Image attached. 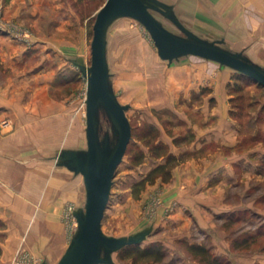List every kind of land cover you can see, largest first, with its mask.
Instances as JSON below:
<instances>
[{"label":"rangeland","instance_id":"obj_1","mask_svg":"<svg viewBox=\"0 0 264 264\" xmlns=\"http://www.w3.org/2000/svg\"><path fill=\"white\" fill-rule=\"evenodd\" d=\"M7 1L10 0H3V3ZM104 1L86 0L80 3V0H23L20 18L24 22L21 19L20 22L3 20L0 12V29L16 34L20 46L25 49L17 63L19 67H25L24 75L27 77L32 72H39L43 76L48 75L49 70H56V78L52 83L56 86L58 100L62 102L58 105L57 119L46 121L47 117L42 111L43 104L40 112H36V108L34 110V117H37L39 124L36 127L40 132L34 136V142L40 145L38 155L41 159L63 147H86L83 128L86 125V81L77 65L71 63L67 56L82 51L86 63L90 64L93 23L96 12ZM77 4L83 5V15L88 14L85 23H75L74 16L69 15L73 14L69 5H75L74 10L77 12L80 10ZM63 5L69 9L60 8ZM53 6L58 8L55 9L57 18L65 16V22L39 25L28 23L27 19L33 16L34 11H42L45 13L42 15H48L54 11L51 8ZM155 14L166 27L181 32L171 20L160 13ZM251 27L253 24L244 25L242 31L222 29L199 33L210 38L224 36L228 46L243 49L251 58L264 64V30L256 33L248 30ZM36 29H39L43 38L39 45L41 49H37L38 40L33 35L36 36ZM107 39L114 90L122 103L130 105L126 113L131 124V138L116 168L111 195L102 219L103 230L108 234L122 235L153 222L155 230L141 243L142 246L151 243L159 235L166 241H170L172 236L180 239L172 242L173 245H179L176 247L178 253L167 250L168 255L164 261L151 264H206L198 260V255L190 252L189 244L209 247L211 256L216 255L222 259L223 264H264V206L247 208L232 216L221 213L222 216L216 215L211 218L207 227H203L191 214L192 209L196 208L192 201L193 205H185L182 212L190 220L188 224H184L168 218L176 210V201L168 203L169 200L162 195L168 178L164 180L159 176L153 183L146 182L143 187L135 185L158 163L167 161L168 151L175 156L168 164L173 166L171 175L174 167L190 156L192 151L174 153L171 147L180 145L184 140H192L195 127L204 126L206 121L194 108L202 104V94L210 89L208 82L218 79L214 74L219 64L196 55L183 56L172 62L161 59L150 33L138 20L131 17L116 19L109 28ZM30 64H33V71L29 72ZM224 70L227 75L226 88L230 94V110L238 117L240 125L238 133L251 135L257 125L261 129L264 127V87L228 66ZM209 74L212 78H209ZM5 119L9 123V119ZM53 126L55 134H48V131H53ZM10 128L11 126L8 129ZM260 137L264 138V133ZM159 143L166 144L167 149L166 152L159 151L160 155L157 156L152 147ZM261 171H264V164ZM72 178L79 180L84 192L82 175L77 174ZM84 200L85 197L82 205ZM78 204L75 199H70L62 207L61 220L67 230V244L76 226L71 209ZM5 227L6 224L0 219V229ZM6 236L0 230V256L7 251L3 246ZM237 238L242 239V243L233 244V240ZM8 254L4 264H38L45 258L41 252L36 253L23 245L8 249ZM113 257L117 264H129L131 260L121 257L118 251L114 252ZM225 259H229V262L226 263ZM135 264L150 263L138 259Z\"/></svg>","mask_w":264,"mask_h":264},{"label":"crops","instance_id":"obj_2","mask_svg":"<svg viewBox=\"0 0 264 264\" xmlns=\"http://www.w3.org/2000/svg\"><path fill=\"white\" fill-rule=\"evenodd\" d=\"M163 1L172 3L181 21L198 34L204 30L242 31L244 25L251 24L253 27L248 30L256 33L264 30V0ZM22 2L10 0L3 3L0 0L2 19L20 22ZM74 6L69 5L73 11L69 15L74 16L75 23H85L88 14H82L83 5L77 4L79 13ZM63 7L69 9L65 5L60 8ZM51 8L55 12L51 11L48 15L34 11L33 16L27 19L28 23L65 22V16L57 18L55 9L58 8ZM46 17L49 19L46 20ZM35 32L36 36L33 35L39 46L43 38L39 29ZM213 38L218 37L210 39ZM20 45L16 34L0 29V120L9 119L7 125L0 126V219L6 224L0 230L7 234L3 242L7 251L0 256V264H4L8 258V249H15L19 245L36 253L41 252L44 259L52 263L59 259L67 246V230L61 220L62 207L70 199H75L79 203L77 206H81L85 188L83 192L79 180H73L72 176L77 174L56 164L53 154L44 159L38 155L41 149L34 142V136L40 132L36 127L39 124L34 110L36 108V112H40L43 104L46 121L56 120L58 105L62 102L58 100L56 86L52 83L56 78L55 68L49 70L48 75L42 76L39 72H32L27 77L24 75L25 67L17 64L25 50ZM225 45L228 46L226 40ZM41 48L39 46L37 49ZM47 53L50 56V51ZM77 56H82L86 62L82 51L67 56V59L73 63L71 59ZM225 66L219 64L214 74L218 79L208 82L210 89L202 94V104L194 106L206 121L204 126L195 127L192 140H184L180 145L171 147L174 153H192L174 167L171 177L164 184L163 197L169 200L168 203L176 201V210L168 217L170 220L188 224L190 220L187 214L182 213L185 205L196 206L194 209L190 207L191 214L203 227H207L216 215L222 216L221 213L232 216L247 208L264 206V171H261L264 138L260 137L263 136L264 127L261 129L257 125L251 135L238 133V117L229 106ZM28 69L29 72L33 71V64ZM208 76L212 78L211 74ZM52 128L53 131H48V134L54 135L55 127ZM175 239L180 240L172 236L170 241H166L159 235L152 242H161L166 250L178 253L176 247L179 245L172 244ZM226 244L228 246V242Z\"/></svg>","mask_w":264,"mask_h":264},{"label":"water","instance_id":"obj_3","mask_svg":"<svg viewBox=\"0 0 264 264\" xmlns=\"http://www.w3.org/2000/svg\"><path fill=\"white\" fill-rule=\"evenodd\" d=\"M171 20L181 32L166 27L155 14ZM120 17L138 20L150 33L161 59L172 62L196 55L226 65L264 87V65L243 49L225 45L224 37L207 38L187 27L174 5L163 0H105L96 12L90 64L82 56L72 58L86 81V147H63L52 157L57 165L81 174L85 188L83 205L72 209L76 226L62 255L54 264H117L114 252L145 241L154 231L150 223L128 234L113 235L102 228L113 178L131 138V124L113 87L108 62V31ZM38 264H50L43 259Z\"/></svg>","mask_w":264,"mask_h":264},{"label":"trees","instance_id":"obj_4","mask_svg":"<svg viewBox=\"0 0 264 264\" xmlns=\"http://www.w3.org/2000/svg\"><path fill=\"white\" fill-rule=\"evenodd\" d=\"M152 149H154V152H157L155 155L158 156L160 155L158 153L159 151L166 152L165 149H167V145L164 143L155 144L154 147H152ZM173 159H175V156L168 151L167 161L165 163H158L143 178L138 180L135 183V185L143 187L146 184V182L153 183L156 180V178L159 176H162L164 180L167 178L169 179L171 176V169L173 166H169L168 164ZM233 242H234L233 244H239L242 243V239L238 240L237 238L234 239ZM188 249L190 250V252L199 256L200 259L198 260L200 262H205L206 264H223L222 259H219L216 255L211 256L209 247L204 246L203 244H199V245L189 244ZM118 252L120 253L121 257L131 258L129 264H135V262H137L138 259L142 261H147L150 264L158 263L164 261L165 260L164 258L168 255V251L166 250V248L162 245V243L158 241H153L144 246H142L141 243L130 244L123 247ZM225 260L226 263L229 262V259H225Z\"/></svg>","mask_w":264,"mask_h":264},{"label":"built area","instance_id":"obj_5","mask_svg":"<svg viewBox=\"0 0 264 264\" xmlns=\"http://www.w3.org/2000/svg\"><path fill=\"white\" fill-rule=\"evenodd\" d=\"M8 124V120L7 119H3V120H1V122H0V126H5V125H7ZM71 214H72V209H71Z\"/></svg>","mask_w":264,"mask_h":264}]
</instances>
